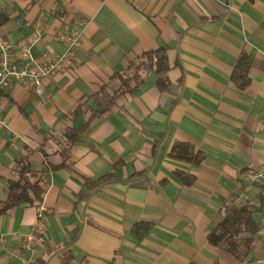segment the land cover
Instances as JSON below:
<instances>
[{
  "label": "crops",
  "instance_id": "crops-1",
  "mask_svg": "<svg viewBox=\"0 0 264 264\" xmlns=\"http://www.w3.org/2000/svg\"><path fill=\"white\" fill-rule=\"evenodd\" d=\"M74 27L72 69L41 94L14 81L0 93V264H62L64 250L71 264H264V235L232 236L233 250L209 238L224 205L256 208L264 192V0H0L1 35L29 42L33 60L61 53ZM161 46L168 86L150 72L112 99L110 75ZM241 53L244 86L232 74ZM175 142L203 161L171 157ZM21 155L49 170L42 201L5 208ZM105 175L89 193L85 179ZM41 206L44 239L16 257Z\"/></svg>",
  "mask_w": 264,
  "mask_h": 264
},
{
  "label": "trees",
  "instance_id": "trees-1",
  "mask_svg": "<svg viewBox=\"0 0 264 264\" xmlns=\"http://www.w3.org/2000/svg\"><path fill=\"white\" fill-rule=\"evenodd\" d=\"M168 69L167 50L162 46L154 50L144 51L130 58L123 70L110 75V81L116 83L112 99L136 89L143 82L144 76L150 72H154L157 76V86L166 88L168 81L165 75ZM248 72V56L241 53L232 74L234 77H238L241 80V86H244L249 81ZM1 91L2 88L0 87V93ZM68 135L73 134L70 133ZM74 136H69V138L73 139ZM169 154L171 157L191 163H200L204 158L202 151L194 150L190 145L182 142H175ZM47 173H49V170L46 164L35 167L27 155L18 157L15 161L12 175L6 178L5 199L3 201L5 208L13 207L21 203L30 204L34 201L40 203L46 185ZM179 175L185 183L193 182L194 180L192 176L185 174ZM107 177L108 175L102 176L97 180L85 179V182L89 186V193L97 191L107 181ZM257 199L258 207L256 208L248 202L224 205L222 209V220L209 233L211 242L214 244H220L222 241L227 242L229 249L233 250V241L232 239L227 240L228 238L232 236L237 237L242 233H245L246 238L249 239L257 237L259 235L261 221L258 222L254 219L253 212L257 211L262 213L264 217V192L260 190L257 194ZM150 228L151 225L149 226V224H144L143 222L137 223L134 227L138 232L144 229L149 230ZM72 260L73 256L69 250L62 251V264H71Z\"/></svg>",
  "mask_w": 264,
  "mask_h": 264
},
{
  "label": "built area",
  "instance_id": "built-area-1",
  "mask_svg": "<svg viewBox=\"0 0 264 264\" xmlns=\"http://www.w3.org/2000/svg\"><path fill=\"white\" fill-rule=\"evenodd\" d=\"M81 37V31L75 27L61 33L63 51L52 56L44 55L40 61H36L30 56L29 42L14 45L0 33V87L4 88L14 81L31 85L37 94H41L44 78H51L63 70L74 67L75 51ZM249 176L254 177L255 174L249 173ZM44 218V207L41 206L36 213L31 231L19 239V244L13 251L16 257L22 258L34 244L43 241ZM259 235H264V217L261 220Z\"/></svg>",
  "mask_w": 264,
  "mask_h": 264
}]
</instances>
